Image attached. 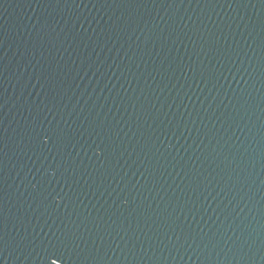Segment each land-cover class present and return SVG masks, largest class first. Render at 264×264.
Listing matches in <instances>:
<instances>
[{
    "label": "water",
    "instance_id": "water-1",
    "mask_svg": "<svg viewBox=\"0 0 264 264\" xmlns=\"http://www.w3.org/2000/svg\"><path fill=\"white\" fill-rule=\"evenodd\" d=\"M53 261L264 264V0H0V264Z\"/></svg>",
    "mask_w": 264,
    "mask_h": 264
},
{
    "label": "snow or ice",
    "instance_id": "snow-or-ice-1",
    "mask_svg": "<svg viewBox=\"0 0 264 264\" xmlns=\"http://www.w3.org/2000/svg\"><path fill=\"white\" fill-rule=\"evenodd\" d=\"M52 139V136H50L47 132H45L42 136H40V142L47 144L48 141H50ZM56 170L52 169L51 174L54 176L55 175ZM33 187L35 188L36 185H33ZM56 259H60V257H57ZM53 264H55V261H53Z\"/></svg>",
    "mask_w": 264,
    "mask_h": 264
}]
</instances>
